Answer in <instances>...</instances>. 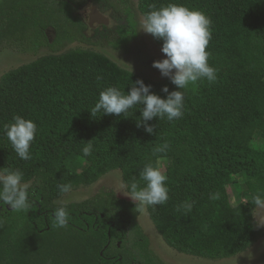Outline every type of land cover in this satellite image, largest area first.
I'll return each instance as SVG.
<instances>
[{"label": "trees", "instance_id": "16d2710c", "mask_svg": "<svg viewBox=\"0 0 264 264\" xmlns=\"http://www.w3.org/2000/svg\"><path fill=\"white\" fill-rule=\"evenodd\" d=\"M138 1L143 16L153 6L179 3L211 20L207 51L215 81L189 84L182 90L183 116L172 122L149 121L155 134H148L137 126L141 105L120 117L97 113L94 118L89 111L107 87L127 93L133 82L143 80L164 97L163 87L177 90L169 79L143 78L85 49L44 56L6 73L0 79V171L9 177L19 170L18 182L32 187L16 186L28 205L16 211L7 203L13 193L5 191L7 182L0 180V264H163L137 223L142 211L136 212L132 201L108 193L80 203L57 202L66 194L58 191V184L89 187L121 171L126 185L132 177L139 181L145 164L156 166L162 158L171 163L169 199L146 209L168 246L186 255L222 260L248 251L263 235L252 198L264 193V0ZM77 7L75 0H4L0 49L24 40L32 29L44 35L52 28L63 37L69 26L87 39L88 26ZM131 26L119 28L123 43L135 36ZM152 38L162 48V41ZM16 115L37 125L29 160L17 156L3 133ZM257 135L260 148L254 146ZM90 141L91 155L84 157L81 150ZM164 143L167 151L156 153ZM237 178L247 187L248 202L222 209L227 187ZM210 193L217 198L210 199ZM185 201L192 203V210L177 212ZM60 206L68 213L65 227L51 223Z\"/></svg>", "mask_w": 264, "mask_h": 264}, {"label": "clouds", "instance_id": "9594fccd", "mask_svg": "<svg viewBox=\"0 0 264 264\" xmlns=\"http://www.w3.org/2000/svg\"><path fill=\"white\" fill-rule=\"evenodd\" d=\"M152 35L162 41L161 51L164 59L153 62L152 67L159 70L161 76L168 78L177 90L169 91L167 86L162 88L164 97L154 93L151 85H146L143 80H136L130 91L122 92L118 87L110 86L100 91L99 98L89 111L96 118L97 113L105 115L126 116L135 105H141L138 127H143L148 134H155L154 127L149 124L153 119H167L172 122L183 116L185 107V89L189 84L206 79L215 81L216 69L209 64L210 52L207 51L212 37L211 20L199 10L191 9L183 4L168 3L160 8L153 6L145 14L140 31ZM102 79V77H97ZM37 125L34 121L20 115L13 117L9 124L3 127V133L10 142L17 156L23 160L31 159L30 149L37 134ZM169 145L155 148L156 153L166 152ZM84 157L92 152V141L86 142L82 148ZM21 177L17 170L11 173L5 191H11L7 203L16 211L27 208V202L22 193L16 192V184ZM143 181V184L139 183ZM139 181L132 177L126 183L127 194L136 205L135 211H142L146 207H155L166 204L169 199L167 176L162 169L152 163L143 166L139 173ZM71 184H58L60 193L71 190ZM210 199H216L215 194H209ZM253 203L257 207H264V193L253 196ZM192 203L185 201L177 206L176 211L188 213L192 210ZM68 222V213L63 206L57 207L52 213L51 223L55 227H65Z\"/></svg>", "mask_w": 264, "mask_h": 264}, {"label": "rangeland", "instance_id": "374dc122", "mask_svg": "<svg viewBox=\"0 0 264 264\" xmlns=\"http://www.w3.org/2000/svg\"><path fill=\"white\" fill-rule=\"evenodd\" d=\"M3 1L0 0V6ZM75 2L78 4V15L88 26L86 31L88 38L77 36L69 26L66 27V35L63 37L58 36L52 28L44 30V35L40 29H32L24 40L10 41L1 47L0 79L9 71L32 63L41 57L63 54L74 49H85L104 54L122 68L143 78L153 81L168 80L161 76L159 70L152 67L154 61L165 57L161 47L157 45L152 36L140 31V23L144 16L139 10L138 0H103L100 3L96 0H75ZM96 10L98 11L97 18L105 20L107 24L100 23L94 29L89 24ZM130 23L135 36L131 41L123 43L121 34L118 32L119 28ZM76 100L77 98L73 99V105ZM254 146L255 148L262 146V139L259 135L255 137ZM158 166L166 176L169 175L171 163L167 158H162ZM69 167L75 173L80 172L73 166ZM8 178L0 171V180L8 182ZM16 186L20 189H29L32 183L17 182ZM123 192L127 194L123 174L121 171H115L89 187L71 189L57 202L62 205L80 203L96 195L108 193L118 199L132 201ZM247 202V187L241 178H237L227 187V195L221 208L228 209ZM254 216L263 235L248 251L222 260L186 255L168 246L157 231L146 208L138 216L137 223L150 240L153 253L163 264H264V207H256Z\"/></svg>", "mask_w": 264, "mask_h": 264}, {"label": "water", "instance_id": "95a60500", "mask_svg": "<svg viewBox=\"0 0 264 264\" xmlns=\"http://www.w3.org/2000/svg\"><path fill=\"white\" fill-rule=\"evenodd\" d=\"M98 11L96 10V12L92 15V17H91V22H90V27L91 28H96L97 27V25L98 24H100V23H104V24H107V22L105 21V20H99L97 17V13Z\"/></svg>", "mask_w": 264, "mask_h": 264}]
</instances>
